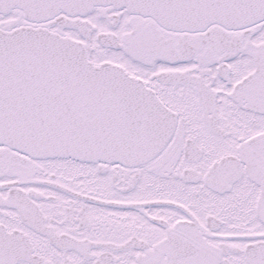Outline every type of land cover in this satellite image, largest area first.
I'll use <instances>...</instances> for the list:
<instances>
[{"label": "snow or ice", "instance_id": "obj_1", "mask_svg": "<svg viewBox=\"0 0 264 264\" xmlns=\"http://www.w3.org/2000/svg\"><path fill=\"white\" fill-rule=\"evenodd\" d=\"M0 264H264V0H0Z\"/></svg>", "mask_w": 264, "mask_h": 264}]
</instances>
